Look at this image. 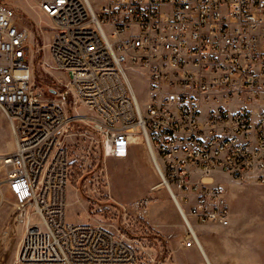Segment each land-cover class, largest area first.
<instances>
[{"label":"built area","instance_id":"1","mask_svg":"<svg viewBox=\"0 0 264 264\" xmlns=\"http://www.w3.org/2000/svg\"><path fill=\"white\" fill-rule=\"evenodd\" d=\"M34 2L52 21L50 66L67 79L53 96L35 86L32 28L0 1V108L14 136L0 186L24 224L14 260L0 264H146L125 233L67 218L76 123L92 128L105 156L124 157L142 139L184 246L201 250L194 221H231L226 190L204 178L264 185V0Z\"/></svg>","mask_w":264,"mask_h":264},{"label":"rangeland","instance_id":"2","mask_svg":"<svg viewBox=\"0 0 264 264\" xmlns=\"http://www.w3.org/2000/svg\"><path fill=\"white\" fill-rule=\"evenodd\" d=\"M0 1L9 3L20 22L32 28L33 81L39 90L53 96L49 90L57 89L67 78L64 72L50 66L52 58L47 45L52 33L50 17L36 6L34 0ZM133 82L138 96L145 100L146 85L139 74L133 73ZM77 109L84 112L80 106ZM69 110L72 112L73 109L69 106ZM66 143L71 161L67 192L70 222H98L125 233L134 244L142 247L140 250L147 252L146 264H207L196 246H184L186 229L178 212L176 221L181 226H172L171 207L167 205L171 199L166 189L159 185V175L141 138L130 146L126 156H105L92 128L76 123L70 128ZM13 149L14 136L0 108V179L6 173L1 157ZM215 175L218 182L206 178L209 176L205 177L206 181L220 184L226 190L231 221L226 226L194 221L201 243L214 264L263 263L264 185L236 181L222 173ZM219 178L224 179L220 181ZM152 187L155 188L152 190ZM140 198H151L146 210L133 206ZM13 208L14 199L3 188L0 210L12 212ZM22 234L17 235V249ZM14 258V253L2 256L6 261Z\"/></svg>","mask_w":264,"mask_h":264},{"label":"crops","instance_id":"3","mask_svg":"<svg viewBox=\"0 0 264 264\" xmlns=\"http://www.w3.org/2000/svg\"><path fill=\"white\" fill-rule=\"evenodd\" d=\"M215 177L217 178V176L214 174L206 178H209L213 180L214 182H218L216 181ZM4 178L5 177H2L0 181L4 180ZM219 179L221 181V179H224V178H219ZM3 188L7 189L5 184H2L0 186V192L2 191ZM167 202H168L167 205L171 207L170 210L172 212V217H173L172 226L180 227L181 224L176 221L177 210H176L174 202L172 201V199L171 201L168 199ZM14 227H16V230L14 229ZM23 227H24V224L22 221L19 220L17 214L14 212V208L12 212H8L7 210H0V233H2V235L0 236V239H1L0 241V260H3L2 256L5 254L12 256V254L14 253L16 256L17 245H18L17 235L23 232L24 230Z\"/></svg>","mask_w":264,"mask_h":264},{"label":"bare ground","instance_id":"4","mask_svg":"<svg viewBox=\"0 0 264 264\" xmlns=\"http://www.w3.org/2000/svg\"><path fill=\"white\" fill-rule=\"evenodd\" d=\"M204 180H206V178H204ZM200 244H201V247H202L201 250H200V252H201L202 256L204 257V259L206 260L207 264H214L212 262L210 256H209L207 250L204 248L203 244L201 243V241H200Z\"/></svg>","mask_w":264,"mask_h":264}]
</instances>
